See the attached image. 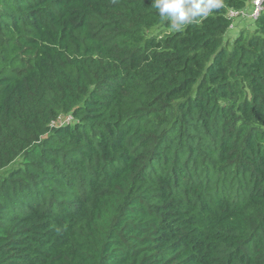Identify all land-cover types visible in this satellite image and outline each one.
<instances>
[{
	"label": "trees",
	"instance_id": "obj_1",
	"mask_svg": "<svg viewBox=\"0 0 264 264\" xmlns=\"http://www.w3.org/2000/svg\"><path fill=\"white\" fill-rule=\"evenodd\" d=\"M152 2L0 0V264H264V12Z\"/></svg>",
	"mask_w": 264,
	"mask_h": 264
},
{
	"label": "clouds",
	"instance_id": "obj_2",
	"mask_svg": "<svg viewBox=\"0 0 264 264\" xmlns=\"http://www.w3.org/2000/svg\"><path fill=\"white\" fill-rule=\"evenodd\" d=\"M152 6L162 19H170L173 30L179 31L198 17H207L220 3L219 0H153Z\"/></svg>",
	"mask_w": 264,
	"mask_h": 264
},
{
	"label": "built area",
	"instance_id": "obj_3",
	"mask_svg": "<svg viewBox=\"0 0 264 264\" xmlns=\"http://www.w3.org/2000/svg\"><path fill=\"white\" fill-rule=\"evenodd\" d=\"M264 12V0H251V7L250 9H245L240 12H231L230 18L237 19H245L255 21L257 20L261 14ZM234 27V26H232Z\"/></svg>",
	"mask_w": 264,
	"mask_h": 264
},
{
	"label": "rangeland",
	"instance_id": "obj_4",
	"mask_svg": "<svg viewBox=\"0 0 264 264\" xmlns=\"http://www.w3.org/2000/svg\"><path fill=\"white\" fill-rule=\"evenodd\" d=\"M157 32H158V31H156V33H157ZM232 33H233V34H232ZM235 33H237V32H233V30L230 31V33H228V37L234 35ZM226 42H227V41H226ZM70 121H71V118H70L69 116L62 117V118H60V119H59L54 125H55V127H57V126H60V125H63V124H64V125H65V124H68ZM16 167H18L17 164L13 165L12 168H10V170L6 171L5 173H1L0 176H7V175L9 176L10 171L13 170V169H15Z\"/></svg>",
	"mask_w": 264,
	"mask_h": 264
},
{
	"label": "crops",
	"instance_id": "obj_5",
	"mask_svg": "<svg viewBox=\"0 0 264 264\" xmlns=\"http://www.w3.org/2000/svg\"><path fill=\"white\" fill-rule=\"evenodd\" d=\"M250 7H251V0H250V3L246 9H250ZM243 21L246 22L245 19H238L237 20V23L235 24V30L237 33L241 29V26H243ZM230 37H234V36H230Z\"/></svg>",
	"mask_w": 264,
	"mask_h": 264
}]
</instances>
